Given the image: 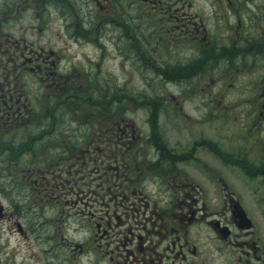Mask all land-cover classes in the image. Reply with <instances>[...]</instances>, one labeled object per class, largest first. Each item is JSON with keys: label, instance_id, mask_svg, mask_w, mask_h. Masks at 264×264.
I'll use <instances>...</instances> for the list:
<instances>
[{"label": "flooded vegetation", "instance_id": "af4514ba", "mask_svg": "<svg viewBox=\"0 0 264 264\" xmlns=\"http://www.w3.org/2000/svg\"><path fill=\"white\" fill-rule=\"evenodd\" d=\"M64 1L0 0L2 162H7V151L15 147L19 154L22 141L29 139L33 154L25 180L32 184L34 203L45 206L59 198L68 203L70 198L80 200V195L89 197L84 201L93 208L92 224L84 226L89 237L73 243L72 249L81 257L92 254L93 264H264V196L258 182L264 169V0H93L98 8L95 23H110V37L125 59L138 50L135 42L157 51L156 58L163 49L156 50L154 43L174 44L180 53L186 45V54L173 57L179 59L177 64L169 62L154 72L169 74L167 69L174 67L182 81L176 84L179 94L215 85L198 84V75H249L246 83L227 84L241 92L239 99L217 101L224 104L219 111L223 119L242 108L246 121H225L230 129L217 132L216 139L191 131L183 121L189 130L186 139L174 142L161 129V114L176 116L180 108L165 105L170 101L159 93L164 84H145L146 98L135 88L123 96L146 114L139 123L117 115V99L110 101L111 108L95 104L91 97V102L83 101L79 92L85 88L76 87L66 71L59 73L64 57L50 43L54 37L71 39L69 22H64V31L52 30L54 9L58 19L63 17ZM82 2L87 6L90 1ZM81 23L72 22L75 32L86 31ZM121 41L124 46H119ZM72 68L79 71L76 65ZM44 72L47 83L40 85L37 77ZM91 86V95L101 89L98 83ZM212 97L209 101L216 100ZM97 113L109 116V125L86 138L76 135ZM68 122L77 123V133L65 131ZM24 157L20 154L10 164L20 165ZM60 161L67 162L66 169L57 180H46L47 171L41 167ZM71 172L75 176L70 179ZM88 181L90 188L83 189ZM97 204L104 207L98 209ZM26 208L1 181L0 231L4 226L12 230L14 224V231L27 237ZM60 229L48 237L57 243L44 247V253L65 249ZM5 240V254L11 253L16 263L18 251ZM66 264H72L70 259Z\"/></svg>", "mask_w": 264, "mask_h": 264}, {"label": "rangeland", "instance_id": "374dc122", "mask_svg": "<svg viewBox=\"0 0 264 264\" xmlns=\"http://www.w3.org/2000/svg\"><path fill=\"white\" fill-rule=\"evenodd\" d=\"M82 1L86 0H69V5H66V3H68L66 0L63 4L61 2V4L64 5L61 14L64 16H60V19L56 16L58 10L56 8L54 9V24L52 25L54 34L59 33V31H64V22H69L71 39L66 40L62 37L60 40H57V38L54 37L50 46H53L54 50H58V56L64 57L60 62V67L63 71L58 72L64 73L66 71L64 74H69L71 76L70 80L74 81L76 87L82 85V89L85 88L82 92H79V96L82 97L83 101L91 102V100H93L95 104L103 105V108L105 106L111 108L110 101L117 99L119 101L118 106H116L117 115L133 118L140 123L146 114H144L141 109H135L137 104L134 105L128 102L123 96L126 93H130L127 91L135 88V92L139 97L146 98L147 92L142 89L145 84H164V90L159 91V93L163 92L166 95V99H169L170 102L165 103V105L172 106L174 109L180 108V114L176 116L164 118V114H161V129L166 133L167 138L171 142L180 138L182 141L186 139V132L189 130L183 126V121L188 122V127L191 131L210 134L214 139H216L217 132L225 133L229 131L230 125H225V121H229L231 125L246 121V113L241 110L242 108H234L233 113H231L229 117L226 115L227 118L223 119L222 116L219 115V111L222 110L224 104H218L217 101L220 100L224 102L227 100L239 99L241 92L230 88L227 84L246 83V81L249 80V75L243 73L198 75V84L208 82L210 84L214 83L215 85L209 87L208 91L200 88L198 90L189 91L188 93L182 92L179 94L181 89L176 84H181L182 81H179V77H175L174 72L177 71H174V67L167 69L169 74H154V72L155 68L164 64L168 65L169 62L177 64L179 61L177 58L187 53L183 52L186 45L181 46L183 50L180 53L174 44H169L164 41L157 46L155 45L156 43H154L153 48H156V50L160 52L163 49L161 52L162 54H158V58H156L155 53L157 51L152 52L151 50H147L143 44H136L135 42L134 47L138 50L134 48V53L131 58L125 59L116 50L118 45H116L111 38L112 29L110 23H95L94 14H96L98 8L95 6L93 0H89L91 3L89 2L87 6L83 5ZM73 7L79 9V11L74 10ZM77 20L85 23V29L83 30L86 31L81 30L80 33L74 31V24H72V22H76ZM141 24L145 25L147 21H143ZM49 32L50 34L46 35V37L51 35V29ZM124 45L125 43L122 41L119 43V46ZM48 46L49 44L46 45V47ZM173 57L177 58L173 59ZM74 65L79 68V71L72 68ZM69 66V70L72 68L71 71L68 70ZM38 71L42 72L43 68ZM38 76L37 79L40 85L47 83L44 81V79H46L44 78L45 72ZM188 76L190 77V75ZM97 83L100 85L101 89L97 94L91 95L88 88H91V85ZM113 84H116L117 87L116 89L112 87V91L110 87ZM155 88L159 89V87ZM210 96H213L212 98L216 100L209 101ZM89 97H91V100H88ZM80 108L83 109L82 106ZM84 110L86 113L88 112V109ZM185 114L189 116L190 120ZM241 114H244V116ZM78 116H81V114L78 113ZM45 117L46 114H43V118ZM107 119H110L107 115L98 113L92 114L89 116V119H87L86 126L81 127L80 132H78L77 123L74 122H68L69 128L65 129V131L68 130L67 132L69 135L71 134L70 132H78L76 135H84L86 138L88 135H92L94 129L108 126L109 121ZM54 122L52 124H54ZM47 125L49 126L48 123ZM180 126L181 129H179ZM21 131L22 130L19 132ZM22 146L24 148L19 154L16 153L17 150L15 147H12L11 151L6 152V164L2 162L0 157V175H5V178H1L0 182L3 181V183L6 184V190L12 194L13 199L15 198L19 205L27 207L24 211L20 210L23 211L24 215L23 225L28 230L26 231L27 237H23L22 234L15 232L14 230L16 228L14 224L11 226L12 230H9V228L6 229L7 227L4 226L5 229L2 230L3 234H1L2 231H0V264H64V262L66 264L69 259L72 264H93L92 261L95 257L92 254L89 252L84 253L86 255L81 257L80 254L76 252V249H72L73 243H80L85 237H89V235L85 236L86 231L84 229V226H91L93 221V217L89 215V212L93 208L84 204V201L89 197L81 199L82 195H80V200H77L75 195V198H70L68 203L63 202V200H61L62 198H59L56 199L58 200L57 202L45 206L39 202L34 203L31 193L32 184L25 180L27 175L29 178V163L31 162L29 156L33 154L32 151H29L31 147L30 140H23ZM1 154H3V149L0 144V155ZM20 154L25 155V157L22 158L21 164L15 165L13 162L10 164V160H18L17 158ZM36 157L40 156L37 155ZM66 166L67 162L62 163L60 161L58 164L55 163L54 167L46 168L42 166L41 169L47 171L45 178L50 181L57 180L61 172L66 169ZM263 170L264 169L259 172L258 176V182L261 184L259 194L262 196H264ZM74 176L75 174L71 172L70 179ZM20 180L24 181L22 185L16 182ZM91 182L92 181H88L83 189L88 190ZM93 182L96 186V178H94ZM72 196L73 194L71 193L70 197ZM262 205L264 206V203H262ZM95 207L99 209V207L104 206L97 204ZM58 226L61 228L60 231L64 237L63 244H65V249L60 250L57 247L55 250L52 249L53 251L50 252L51 254H46L43 252V248L48 246V244L52 245L53 242L51 239L48 240V237L53 238L52 235H57L56 227ZM5 239H9V243L7 244H12V249L18 251L16 263L13 262L11 253L5 254L8 249L7 246H4V243H6ZM46 239L48 243L45 242ZM73 254H75V257L71 259Z\"/></svg>", "mask_w": 264, "mask_h": 264}, {"label": "trees", "instance_id": "16d2710c", "mask_svg": "<svg viewBox=\"0 0 264 264\" xmlns=\"http://www.w3.org/2000/svg\"><path fill=\"white\" fill-rule=\"evenodd\" d=\"M77 108V107H76ZM79 108V107H78Z\"/></svg>", "mask_w": 264, "mask_h": 264}]
</instances>
